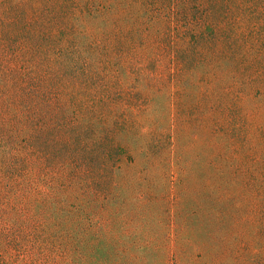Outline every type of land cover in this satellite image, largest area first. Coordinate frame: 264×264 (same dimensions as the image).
<instances>
[{
	"label": "rangeland",
	"instance_id": "rangeland-1",
	"mask_svg": "<svg viewBox=\"0 0 264 264\" xmlns=\"http://www.w3.org/2000/svg\"><path fill=\"white\" fill-rule=\"evenodd\" d=\"M251 6L0 0V264H264Z\"/></svg>",
	"mask_w": 264,
	"mask_h": 264
},
{
	"label": "trees",
	"instance_id": "trees-1",
	"mask_svg": "<svg viewBox=\"0 0 264 264\" xmlns=\"http://www.w3.org/2000/svg\"><path fill=\"white\" fill-rule=\"evenodd\" d=\"M209 1V0H207ZM235 3L234 5H232L231 3ZM255 0H214V5H218L221 6L220 9H227L225 12L226 14L228 15L229 13H236L238 10H242V11H248V8H251L252 10V3L254 2ZM264 1V0H263ZM203 0H196V3H198V6H200L202 4ZM230 3V7L227 6V4ZM247 3H249L247 6ZM214 8V6H213ZM233 16V15H232ZM226 22L225 24L230 25V21L229 19L227 20V17L225 18ZM39 56V54H38ZM8 141H9V138H6V140L2 141L1 142L3 144H0V154H5L7 152H14L15 149H14V145H11V144H8Z\"/></svg>",
	"mask_w": 264,
	"mask_h": 264
}]
</instances>
